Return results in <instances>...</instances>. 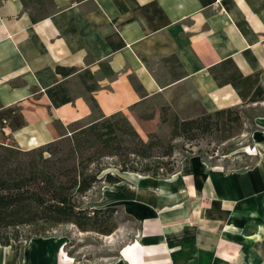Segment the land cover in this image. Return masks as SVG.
<instances>
[{"label":"crops","instance_id":"0c3cea01","mask_svg":"<svg viewBox=\"0 0 264 264\" xmlns=\"http://www.w3.org/2000/svg\"><path fill=\"white\" fill-rule=\"evenodd\" d=\"M119 1L123 10L113 0H52L54 11L32 23L22 0H0V142L52 143L56 124L92 122L90 98L102 115H125L145 141L161 125L154 102L182 103L190 90L207 113L234 109L237 89L214 72L264 76V0ZM255 125L264 130V117ZM252 145L244 170L191 157L163 178L117 173L93 204L127 218L117 233L126 240L97 264H264V131ZM63 245L0 244V264H90Z\"/></svg>","mask_w":264,"mask_h":264},{"label":"trees","instance_id":"16d2710c","mask_svg":"<svg viewBox=\"0 0 264 264\" xmlns=\"http://www.w3.org/2000/svg\"><path fill=\"white\" fill-rule=\"evenodd\" d=\"M113 1L121 10L124 9L119 0ZM45 2L50 3L54 11L52 0H22L32 23L53 12L42 15L31 12V4L40 6ZM213 78L219 85L231 84L241 99L246 94L240 87L246 88L249 84L254 86V99H260L264 94L261 86L250 83L254 78H243L231 66L215 71ZM89 101L92 114L96 113L98 117L86 125H80L79 122L70 124V131H67L68 126L62 128L56 124L61 136L52 143L24 151L0 142L1 245L7 246L12 240L18 241V230L22 227H38L39 234L36 237L42 238L50 237L58 226L66 224L111 235L115 226L107 228V225L117 210L84 208V202L96 185H114L121 181L118 175L109 172L104 174L107 168H118L120 173L132 172L153 178L167 177L176 171L170 162L163 161L172 157L173 147H164L156 133L148 135L144 141L125 115H102L94 99L90 98ZM232 116H235V120H232ZM239 119L234 109L203 113L190 120L175 119L172 137L186 138L192 131L203 133L213 127L223 132L224 142L232 137V130L224 126L233 121L238 123ZM164 121L161 115V125ZM159 149L164 151L156 154ZM224 153L230 152L225 150ZM106 160L113 162L106 167Z\"/></svg>","mask_w":264,"mask_h":264},{"label":"rangeland","instance_id":"374dc122","mask_svg":"<svg viewBox=\"0 0 264 264\" xmlns=\"http://www.w3.org/2000/svg\"><path fill=\"white\" fill-rule=\"evenodd\" d=\"M42 6V7H40ZM31 4L30 9L33 14H44L46 12L53 11L50 3L45 2L43 5ZM254 85H259L264 93V76H257L250 81ZM242 91L245 92V96L241 99L240 107L234 108L238 113L240 119L239 122H230L224 127L231 129L232 137L223 142V132L216 131L213 127L207 132L192 131L185 137L176 136L173 138V123L175 119L190 120L192 118L207 113L203 111L197 104L195 96L190 90L184 91L179 94L182 103H177L175 98H172L170 104L164 99L154 102L160 104L161 115L165 121L159 126L156 134L163 142L164 147L172 146L173 154L170 159H163L164 162H170V166H174L175 170L178 169L181 161L185 158L197 157L203 162L212 166H222L225 169L232 170H244L253 166L254 156L257 153L255 146L252 145L255 132L264 131L261 128L256 127V119L264 117V94L260 99H254V86L249 84L246 88L241 86ZM189 91V92H188ZM181 102V101H180ZM98 115L93 113L90 121L96 119ZM235 120V116L231 117ZM80 123V122H79ZM86 122H81L80 125H86ZM72 128L67 127V131ZM189 138V139H188ZM147 140V139H146ZM145 140V141H146ZM171 142V143H169ZM15 146L13 143H8ZM31 150V149H29ZM229 150L230 153L225 154L224 151ZM28 151V150H24ZM164 149H159L156 154H160ZM47 156V155H46ZM111 160H106L104 163L106 167L110 166ZM111 173L117 175L119 173L118 168L109 167L104 171L105 173ZM103 185L98 184L89 193L84 208H94V199L99 195V191ZM127 218L119 211L113 215V218L108 222L107 228L115 226L111 235L102 234L98 230L87 228L82 230L74 224H66L58 226L54 232L51 233L52 238L59 239L63 243L65 253L71 254L73 259L81 263H104L113 257L115 252L121 243L125 242L126 238L117 235L121 230V227L128 225ZM121 226V227H120ZM38 227H22L19 228L18 241L12 242H26L30 239L37 238L39 234Z\"/></svg>","mask_w":264,"mask_h":264}]
</instances>
